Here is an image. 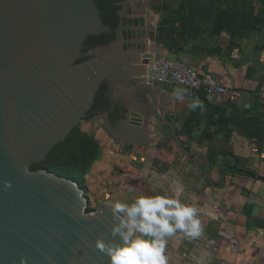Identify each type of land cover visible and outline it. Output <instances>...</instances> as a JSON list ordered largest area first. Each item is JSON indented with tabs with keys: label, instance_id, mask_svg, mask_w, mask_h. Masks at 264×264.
Listing matches in <instances>:
<instances>
[{
	"label": "crops",
	"instance_id": "crops-1",
	"mask_svg": "<svg viewBox=\"0 0 264 264\" xmlns=\"http://www.w3.org/2000/svg\"><path fill=\"white\" fill-rule=\"evenodd\" d=\"M130 6L122 43L136 44L138 55L127 66L129 80L148 84V64L164 57L242 96L231 104L201 90L148 84L155 114L174 125L185 154L170 127L154 118L150 94L129 83L110 91L106 108L84 122L101 138L98 183H115L112 202L128 203L171 194L174 181L183 185L181 200L197 207L203 231L169 237L168 264H264V0ZM176 89L184 90L183 100ZM197 98L203 107L193 110Z\"/></svg>",
	"mask_w": 264,
	"mask_h": 264
},
{
	"label": "water",
	"instance_id": "water-1",
	"mask_svg": "<svg viewBox=\"0 0 264 264\" xmlns=\"http://www.w3.org/2000/svg\"><path fill=\"white\" fill-rule=\"evenodd\" d=\"M123 29L106 26L94 0H0V264H108L96 240L113 239L110 207L87 212L80 184L30 169L91 120L103 83L150 94L187 154L151 86L128 79L138 52ZM111 33L110 46L83 54L87 38Z\"/></svg>",
	"mask_w": 264,
	"mask_h": 264
},
{
	"label": "clouds",
	"instance_id": "clouds-1",
	"mask_svg": "<svg viewBox=\"0 0 264 264\" xmlns=\"http://www.w3.org/2000/svg\"><path fill=\"white\" fill-rule=\"evenodd\" d=\"M183 93L182 89L175 91L181 100ZM189 106L193 110L203 107L198 98ZM173 185L171 194H141L131 203L115 201L111 204L115 221L110 230L113 239L96 240V248L108 257V264H168L165 250L169 237L178 231L188 238L202 234L197 207L182 202V184L174 181ZM5 187H11L10 183L6 181Z\"/></svg>",
	"mask_w": 264,
	"mask_h": 264
},
{
	"label": "trees",
	"instance_id": "trees-1",
	"mask_svg": "<svg viewBox=\"0 0 264 264\" xmlns=\"http://www.w3.org/2000/svg\"><path fill=\"white\" fill-rule=\"evenodd\" d=\"M97 7L100 11V16L103 23L114 30L117 24L116 10L118 8L114 7L115 9L113 8L114 11L112 13V16L107 18L104 15V12L106 11L105 8L101 6V4H97ZM107 37V42L103 43L100 40L98 42H95L94 45H107L114 40L113 34ZM90 40L94 41V38H89V41ZM81 61L82 60H80L79 62ZM70 138L71 134L62 144L54 148L41 164L31 166V170L40 167L46 169L49 173L54 174L59 178L77 182L81 186V182L84 181V177L86 173H88L91 164L94 161L98 160L100 152L98 146L96 147V145L92 144L90 145L91 147H85V144H82V139L80 138V140H78V144H68Z\"/></svg>",
	"mask_w": 264,
	"mask_h": 264
},
{
	"label": "built area",
	"instance_id": "built-area-1",
	"mask_svg": "<svg viewBox=\"0 0 264 264\" xmlns=\"http://www.w3.org/2000/svg\"><path fill=\"white\" fill-rule=\"evenodd\" d=\"M146 82L150 85H171L188 90H201L208 96L223 98L231 104H236L242 96L240 91L227 88L218 79L199 76L182 62L164 57L148 64Z\"/></svg>",
	"mask_w": 264,
	"mask_h": 264
},
{
	"label": "rangeland",
	"instance_id": "rangeland-1",
	"mask_svg": "<svg viewBox=\"0 0 264 264\" xmlns=\"http://www.w3.org/2000/svg\"><path fill=\"white\" fill-rule=\"evenodd\" d=\"M70 134H71V138L69 139L68 144L74 143L76 145L79 142L78 140L82 139V144L83 145L85 144V147L86 146L91 147L90 145L93 144V145H96V147L98 146L99 152L102 150V147H101L102 143L100 142L101 138H99L96 135L95 128L91 127L89 124L84 123V122L80 123ZM100 154H99V157H100ZM96 161H94L91 164L90 169L88 170V173H86L84 177V181L81 182V188H83L84 194L87 196V202H88L87 212H94L98 209L99 206L109 207L107 204H112L115 202V201L112 202V194H114V191L112 192V190L115 187V183H106L103 185L101 183H98L99 182L98 181L99 179L97 178L98 172H96L95 167H94V164ZM42 162H40L39 164H41ZM39 164H36V165H39ZM39 169H43V168L37 167L33 171L39 170ZM107 172H110V171H107ZM99 184L101 186H99ZM114 199H116V197Z\"/></svg>",
	"mask_w": 264,
	"mask_h": 264
},
{
	"label": "flooded vegetation",
	"instance_id": "flooded-vegetation-1",
	"mask_svg": "<svg viewBox=\"0 0 264 264\" xmlns=\"http://www.w3.org/2000/svg\"><path fill=\"white\" fill-rule=\"evenodd\" d=\"M96 4H101L105 8L104 15L108 18L112 16V13L115 8H118L116 10V19H117V24L116 28L114 29L117 30L121 25L125 28L128 20H127V15L131 13V2L130 0H94ZM115 7V8H114ZM114 8V9H113ZM101 17V16H100ZM113 34L114 40L110 42L109 44H97L94 45L95 42L102 41L103 43L107 42L109 35ZM111 34H102L99 36H93L89 38H94V41L90 40L89 38L86 39L84 43V50L83 54L86 55V57H89L92 55V51L95 50L96 48L104 47V46H110L114 41H115V33ZM110 91L108 90V87L105 83L100 85L98 92L96 93L95 99H94V104L92 106V111L89 114V118L93 119L95 118L103 109L106 108V106L110 102Z\"/></svg>",
	"mask_w": 264,
	"mask_h": 264
}]
</instances>
